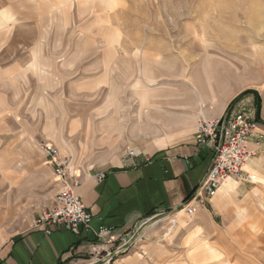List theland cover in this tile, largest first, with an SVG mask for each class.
<instances>
[{
	"label": "crops",
	"instance_id": "1",
	"mask_svg": "<svg viewBox=\"0 0 264 264\" xmlns=\"http://www.w3.org/2000/svg\"><path fill=\"white\" fill-rule=\"evenodd\" d=\"M30 1L34 9L31 16L22 10V0H0V125L5 126L0 127L1 182L17 177L8 167H14V173L22 171V161L16 156L14 163H9L7 151L23 150L24 140L16 129L22 112L31 105L23 110L22 87H35L33 95L40 97L42 104L37 109L41 122L35 141L39 146L52 143L60 155L71 159L78 176L75 191L92 214V228L105 225L109 231L101 236L90 231L76 237L51 226L46 232L44 225H34L39 210L25 225L13 229H3L0 222V264H199L213 260L217 245L228 248L222 251L225 253L247 244V240L253 243V229L246 228L241 214L247 206L256 207L259 191L253 184L264 185V144L242 167L250 179H225L214 196L192 200L194 210L188 214L184 204L214 155L210 142L197 141V122L220 117L226 104L222 108L220 98L216 102L213 96H204L195 83L153 96L149 90L134 96L129 88L135 84L131 49L126 77H120L118 69L123 48L117 45L121 37L117 8L122 0ZM42 5L45 11L40 16L37 10ZM71 11L76 12L72 19L67 15ZM56 12L60 19L55 18ZM55 21L77 22L79 37L84 40V47L58 66L47 57L58 50L37 46L39 36L30 34V22ZM109 38L117 41L106 44ZM24 39H31V46L24 48ZM28 50L41 58L32 59L30 69L25 70L21 56ZM148 51L144 50L142 63L146 78L152 56ZM155 61L158 67L162 65ZM226 68L231 74L221 85L225 96L246 86L230 62ZM201 69L212 91L211 71L215 74L216 69L211 59L206 57ZM112 79H121L128 86L118 92L117 105L110 108L113 101L106 88ZM136 99L137 120L132 105ZM100 100L106 105L99 110L95 104ZM208 104L217 108L213 110ZM9 118L15 122L14 133V128L6 129ZM260 118L264 120L263 109ZM258 129L264 131V123L260 122ZM254 141V137L249 139L250 148L255 147ZM39 164L53 187L51 205L59 185L45 154ZM98 172L104 173L101 180L95 178ZM127 241L131 243L124 253L106 261L107 254ZM215 256L219 264H240L239 259L231 262L217 251Z\"/></svg>",
	"mask_w": 264,
	"mask_h": 264
},
{
	"label": "rangeland",
	"instance_id": "2",
	"mask_svg": "<svg viewBox=\"0 0 264 264\" xmlns=\"http://www.w3.org/2000/svg\"><path fill=\"white\" fill-rule=\"evenodd\" d=\"M119 5L117 16L121 37L118 41L116 38L106 39L105 43L112 44L117 41L118 47L123 48L118 56L120 77L127 75V58L130 56L127 54L130 52L128 49L134 53L135 84L134 87H129L132 88L131 92L134 96H143L147 90L153 96L162 91L167 93L176 86L184 88L186 85L196 84L204 96H213L216 102L220 98L222 108L226 104L222 115L250 111L256 118V110L259 106L260 118L261 110L264 111V0H122ZM22 6L25 13L33 15L34 9L30 0H22ZM37 11L41 16L44 14L45 6H40ZM59 14L57 12L54 14L56 19H60ZM75 14L76 12L71 11L67 15L72 19ZM30 24L32 25L30 34L35 32V37L39 36L38 40L35 39L37 46L58 50V52L52 51L48 56L43 55L44 58L51 57L52 64L58 66L62 62L67 63L78 53L80 47H84L82 45L84 40L79 37L80 24L77 22L64 24L56 21L30 22ZM23 31L25 32L24 28ZM114 33L116 36L119 35L117 29ZM31 43V39H24V48L31 46ZM144 50H149L152 55L150 74L147 78L143 75L142 67ZM21 57L26 64L25 70L29 68L32 59L41 58L30 50ZM206 57L211 59L216 69L215 74H212L214 67L211 68L212 91L201 69ZM155 58L162 63L160 67ZM229 62L234 69L237 66L240 70L254 69L256 72L254 81L260 87L246 84L235 92L232 91L233 93L228 91L226 98L223 90L225 87L223 85L222 88L221 85L225 84L228 74H231L226 68ZM127 86L121 79L111 80L110 86L106 88L109 91L107 96L113 101L109 103L110 108L117 105L115 100L120 94L118 92ZM63 89L59 90L63 91ZM22 91L23 110L28 105H31V109L22 112L16 129L24 140L23 150L20 153L19 150L7 151L9 163L10 160L11 164L14 163L16 156L19 162L22 161L20 163L22 171L14 173V167H8V170L11 168L12 173L17 177L7 179L6 183L1 182L0 179V222L3 229L25 225L29 217L50 204L54 193L48 180L49 176L45 177L40 170L39 163L44 159V152L35 141L38 124L41 122L37 119V109L42 106L41 98L36 94L33 95L35 87L23 86ZM103 94L102 89L98 94L100 99ZM138 101L136 99L132 104L135 120H137ZM95 105L100 110L106 104L100 100ZM127 105L124 104L121 110H126ZM209 106L215 110L216 104H208ZM55 110H58L57 105ZM257 121L264 123L261 118ZM5 125L6 129L16 126L11 118L6 119ZM0 127L5 126L0 125ZM14 132L15 128L12 130V133ZM253 186H255L254 190L259 191V197L254 200L256 207L252 209L247 206V210L245 209V212L243 210L241 214L242 221L246 220V228L253 229L250 231L252 235L254 234L253 243L247 240V244L235 246L233 251L225 253L222 251L228 248L223 250L217 245L213 251V260L199 264H219L215 258L216 251L231 262L239 259L240 264H264V185L257 182ZM181 216L186 217L184 214Z\"/></svg>",
	"mask_w": 264,
	"mask_h": 264
},
{
	"label": "built area",
	"instance_id": "3",
	"mask_svg": "<svg viewBox=\"0 0 264 264\" xmlns=\"http://www.w3.org/2000/svg\"><path fill=\"white\" fill-rule=\"evenodd\" d=\"M258 124L250 111H237L218 118L198 120L197 141L210 142L214 155L203 178L195 185L190 199L184 204L188 214L194 210L193 205H190L192 200L202 196L206 198L214 196L225 179H250L248 174H244L242 167L264 144V131L258 129ZM251 137L255 138L254 148L248 145ZM40 148L45 154L47 164L52 166L59 187L52 204L42 209L35 218L34 225H44L46 232H50V227L55 226L60 230L70 231L76 237L90 231L97 236L107 233L109 227L105 225H100L96 230L91 226L92 214L75 191L78 176L71 159L60 155L52 143H43ZM128 154L132 155L133 150H129ZM103 177V172L95 175L97 180ZM129 243L127 241L117 246L114 252L107 254L106 261L114 255L124 253Z\"/></svg>",
	"mask_w": 264,
	"mask_h": 264
},
{
	"label": "bare ground",
	"instance_id": "4",
	"mask_svg": "<svg viewBox=\"0 0 264 264\" xmlns=\"http://www.w3.org/2000/svg\"><path fill=\"white\" fill-rule=\"evenodd\" d=\"M236 68H237V69H235L237 71L236 75L238 78L243 80V83H246L247 85H250V86H259V84L256 81H254L256 79V75H255L256 72L254 69L240 70V67H238V66Z\"/></svg>",
	"mask_w": 264,
	"mask_h": 264
},
{
	"label": "trees",
	"instance_id": "5",
	"mask_svg": "<svg viewBox=\"0 0 264 264\" xmlns=\"http://www.w3.org/2000/svg\"><path fill=\"white\" fill-rule=\"evenodd\" d=\"M256 119L260 121V118H259V106H257V110H256Z\"/></svg>",
	"mask_w": 264,
	"mask_h": 264
}]
</instances>
